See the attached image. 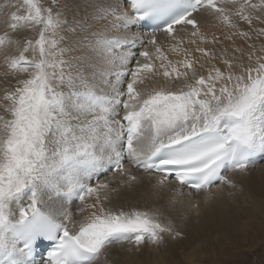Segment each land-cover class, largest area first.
<instances>
[{"label": "snow or ice", "instance_id": "snow-or-ice-1", "mask_svg": "<svg viewBox=\"0 0 264 264\" xmlns=\"http://www.w3.org/2000/svg\"><path fill=\"white\" fill-rule=\"evenodd\" d=\"M207 18L229 40L264 38V0H0V264L159 247L182 236L171 215L186 195L216 200L264 160V42L206 49ZM145 180L167 216L113 206Z\"/></svg>", "mask_w": 264, "mask_h": 264}, {"label": "bare ground", "instance_id": "bare-ground-1", "mask_svg": "<svg viewBox=\"0 0 264 264\" xmlns=\"http://www.w3.org/2000/svg\"><path fill=\"white\" fill-rule=\"evenodd\" d=\"M254 2H258V0H254ZM207 19L209 24L205 25V31L208 32L209 39H211V34L216 31L222 32L223 37L215 45H201L206 49L219 52L221 49L227 48L231 55L236 47L247 51L249 50L248 44L255 42L259 47L261 42H264V38L257 40L254 35L253 40L250 41H245L244 38L237 36H233L229 40L226 38V33L229 30L212 27L211 18ZM241 27L248 30L247 25L243 23H241ZM38 31L39 29L36 32L27 33V35L36 39ZM182 35L185 40L188 39L187 33ZM158 42L168 53L169 59L173 61L182 59V57L168 52V46L172 41L165 34L159 35ZM185 46L188 47L187 44ZM193 55L204 64L203 68L197 65L198 71L207 75V70L211 65L206 58L201 57L200 53L194 52ZM212 63L222 67V62L213 61ZM0 71L3 69L0 68ZM160 83L167 82L161 77ZM172 87L175 88L176 85L173 84ZM132 170L138 175H146L142 171ZM233 175L238 181L237 188L226 189L225 193L216 200L206 202L204 193L186 195V202L180 206V211L173 212L171 215L177 230L182 233L181 237L173 239L166 236L159 247L147 243L139 250L128 251L127 249L131 246L127 244L115 246L109 264H199L200 262L196 261L197 258H202L201 260L205 258L207 263L211 264V261L217 258L230 257L232 251L244 250L247 245L256 242L264 236V162L250 167L245 173ZM183 191L185 194L190 192L185 188ZM228 192L233 194L228 195ZM152 193L153 189L145 180L144 183L136 185L130 190H122L113 200V206L123 207L125 210L129 208L152 210L163 205L167 216L165 201H158ZM189 202H199V209L188 207ZM179 250H183L185 253L182 254L186 261L180 262L175 258V255L179 254ZM221 260L223 259L221 258Z\"/></svg>", "mask_w": 264, "mask_h": 264}, {"label": "rangeland", "instance_id": "rangeland-1", "mask_svg": "<svg viewBox=\"0 0 264 264\" xmlns=\"http://www.w3.org/2000/svg\"><path fill=\"white\" fill-rule=\"evenodd\" d=\"M216 34L218 40H220L223 37L222 32L216 31L213 32ZM244 250H239L237 252L232 251L230 253V257H220L213 261H211V264H264V236L259 238L256 242H253L246 246ZM179 254L175 255V258L182 261L185 260V256L183 254V250L178 251ZM183 253V254H182ZM234 253V254H233ZM221 258L223 260H221ZM234 258V259H233ZM197 258L196 261L199 264H208L207 259ZM199 260V261H198ZM203 262V263H202Z\"/></svg>", "mask_w": 264, "mask_h": 264}]
</instances>
